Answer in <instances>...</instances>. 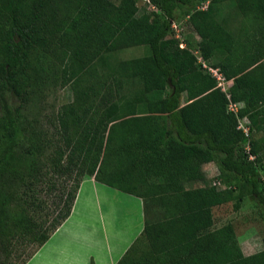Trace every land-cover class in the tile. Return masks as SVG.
Returning a JSON list of instances; mask_svg holds the SVG:
<instances>
[{"label": "trees", "instance_id": "obj_1", "mask_svg": "<svg viewBox=\"0 0 264 264\" xmlns=\"http://www.w3.org/2000/svg\"><path fill=\"white\" fill-rule=\"evenodd\" d=\"M149 1L159 12L140 14L136 0H122L115 8L105 0H0V249L10 255L20 238L38 242L22 264L71 216L87 176L143 200L144 233L117 264H264V249L245 255L235 225L215 228L213 212L229 203L239 211L251 199L264 222V0ZM227 1L242 16L234 30L228 21H217L212 6ZM59 8L65 9L62 17ZM179 10L200 38L202 59L233 82L228 92L203 68L191 42L181 48L172 37ZM72 39L84 44L70 51ZM118 40L143 45L145 56L119 67L117 97L99 120L89 102L101 92L95 84L78 85L74 102L57 112L69 166L80 170L62 198L65 210L44 232L14 206L16 187L32 186L41 171L32 148L24 146L31 125L23 103L11 108L6 96L27 101L37 79L30 62L37 48L56 45L59 59L68 58V68L81 75ZM122 74L139 79L141 91L122 93ZM167 90L158 100L148 96ZM238 103L244 106L232 112L230 104ZM245 117L248 135L239 129ZM23 154L29 156L22 167ZM209 163L218 175L206 186L186 189L208 182Z\"/></svg>", "mask_w": 264, "mask_h": 264}, {"label": "rangeland", "instance_id": "obj_2", "mask_svg": "<svg viewBox=\"0 0 264 264\" xmlns=\"http://www.w3.org/2000/svg\"><path fill=\"white\" fill-rule=\"evenodd\" d=\"M122 0H105L111 3L112 7H118ZM137 6L140 8V14L159 12L149 0H136ZM210 3L204 8L207 9ZM215 10L217 21H228V26L234 30L241 25L242 16L233 1L225 3H217L212 5ZM65 14L64 8H59L57 16L62 17ZM53 22L50 27H53ZM235 27V28H234ZM173 38L180 42L183 48L186 42H191L193 52L198 51V57L201 59V53L198 49L200 38L195 33L189 19L184 12L179 10L176 20L173 22ZM80 42L73 39L70 41V51L77 50ZM82 43L81 45H83ZM51 44L45 50L37 48L33 51L30 62L32 69L36 72L34 87L30 90L27 101L21 100L17 96L7 95L6 99L11 108H15L23 103V115L30 122V141L25 143V149L32 148V154L38 160V169L40 177L36 178L32 186H26L20 183L18 185V198L14 206L18 210L22 209L27 215L42 227V230L49 232L54 220L65 209L62 198L65 192H68L75 185V176L80 170L79 167L69 166L68 151L64 146L63 137L59 133L57 127V112L65 105L71 104L77 97L78 85L86 88L95 84L99 96H93V101H89L95 107L96 118L99 120L100 114L105 110L107 105L117 97L116 76L119 74L118 69L131 60L140 59L145 56V48L143 45H134L132 41H116L115 47L110 52L104 54L102 60L97 57L91 61L87 68L80 74H73L68 66V58L61 61L59 57L62 51ZM202 64V63H201ZM203 65V64H202ZM207 66H209L207 64ZM203 68H205L203 66ZM209 70L208 68H205ZM129 74V73H127ZM119 76L122 81V93L127 96H134L135 93L141 91L142 84L139 79H133L129 75ZM80 75V76H79ZM79 76V77H78ZM83 77L86 82L82 84L78 80ZM218 80V79H217ZM79 82V84H77ZM105 82L104 86H101ZM219 87L228 91L229 86L224 80H218ZM223 84V85H222ZM101 89V90H99ZM169 90L165 92H156L149 94L151 100L164 98ZM98 135V134H97ZM32 146V147H31ZM29 155L23 154L20 165L26 164ZM207 165V164H206ZM69 167L71 169H69ZM217 166L213 163L210 167H206L209 178L207 183H191L187 184L186 189L198 188L209 184L217 175ZM205 169V166H204ZM65 170L67 172L65 173ZM71 171V174H69ZM15 185L10 182V187ZM15 188V189H16ZM105 204L108 209L112 207L114 210L119 209L122 215L121 200ZM36 205V206H35ZM12 206V207H14ZM214 217L216 227L220 228L229 223H233L236 228L238 239L241 240L242 249L245 255L254 254L264 249V222L261 219L256 203L247 199L239 211H235L234 203H229L214 208ZM12 248V253H3L0 249V262L8 260L11 264H22L32 255L38 247V242L26 239H18ZM139 247H144L140 245ZM142 256V254H140Z\"/></svg>", "mask_w": 264, "mask_h": 264}, {"label": "crops", "instance_id": "obj_3", "mask_svg": "<svg viewBox=\"0 0 264 264\" xmlns=\"http://www.w3.org/2000/svg\"><path fill=\"white\" fill-rule=\"evenodd\" d=\"M186 46L187 43L183 48ZM194 53L198 57V51ZM198 59L205 68L214 69L202 57ZM225 82L229 88L233 83ZM237 106L242 108L244 104L238 103ZM212 164L204 165L207 178L206 167L211 169ZM118 200L123 204L122 215L119 209L105 207V204ZM144 229L141 198L102 184L94 176H87L81 184L71 216L26 264H117L143 235Z\"/></svg>", "mask_w": 264, "mask_h": 264}, {"label": "built area", "instance_id": "obj_4", "mask_svg": "<svg viewBox=\"0 0 264 264\" xmlns=\"http://www.w3.org/2000/svg\"><path fill=\"white\" fill-rule=\"evenodd\" d=\"M209 71L212 73V75L216 79H218L219 81L224 80V82H225L224 76L222 75V73L218 69H209ZM225 92H228V91H225ZM229 109L232 112L237 113L240 108H238L237 104H230ZM250 125H251V123H250V120L248 117H245V118L239 120V129H241L246 135H248L250 132ZM248 150H249V148H248ZM253 158L254 157L251 156V159H253ZM263 179H264V176H263Z\"/></svg>", "mask_w": 264, "mask_h": 264}, {"label": "clouds", "instance_id": "obj_5", "mask_svg": "<svg viewBox=\"0 0 264 264\" xmlns=\"http://www.w3.org/2000/svg\"><path fill=\"white\" fill-rule=\"evenodd\" d=\"M215 69V68H214Z\"/></svg>", "mask_w": 264, "mask_h": 264}]
</instances>
